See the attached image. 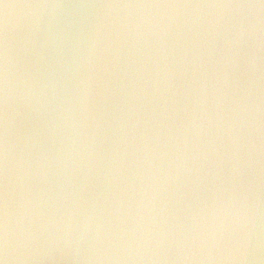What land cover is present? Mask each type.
I'll return each mask as SVG.
<instances>
[{"label":"water","instance_id":"water-1","mask_svg":"<svg viewBox=\"0 0 264 264\" xmlns=\"http://www.w3.org/2000/svg\"><path fill=\"white\" fill-rule=\"evenodd\" d=\"M0 264H264L260 0H0Z\"/></svg>","mask_w":264,"mask_h":264},{"label":"snow or ice","instance_id":"snow-or-ice-1","mask_svg":"<svg viewBox=\"0 0 264 264\" xmlns=\"http://www.w3.org/2000/svg\"><path fill=\"white\" fill-rule=\"evenodd\" d=\"M260 6L264 7V0H260Z\"/></svg>","mask_w":264,"mask_h":264}]
</instances>
